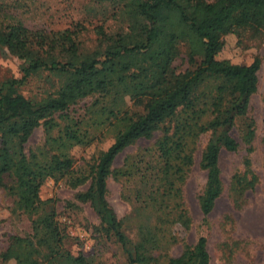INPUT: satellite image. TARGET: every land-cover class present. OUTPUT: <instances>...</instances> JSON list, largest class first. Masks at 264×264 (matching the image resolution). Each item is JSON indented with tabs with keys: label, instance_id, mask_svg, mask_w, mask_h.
<instances>
[{
	"label": "trees",
	"instance_id": "16d2710c",
	"mask_svg": "<svg viewBox=\"0 0 264 264\" xmlns=\"http://www.w3.org/2000/svg\"><path fill=\"white\" fill-rule=\"evenodd\" d=\"M98 1L116 8L114 13L125 22L127 33L109 34L104 25L95 27L98 49L90 54L80 49V38L86 31L82 25L46 35L15 22L0 32V46L23 65L22 80L47 70L60 83L54 95L38 103L17 93L13 85L4 91L0 88V186L5 176L13 178L15 184L9 191L15 195L18 208L36 218L33 235L12 237L2 259L15 264H91L81 254L74 257L65 249L55 201L39 198L47 178L66 179L76 189L91 177L88 189L76 199L90 205L99 218L101 232L120 245L128 264H210L204 236L193 245L184 243L176 257L164 248L177 243L171 235L173 227L190 228L182 188L203 135L209 134L199 163L206 172L205 187L198 198L204 222L223 192L220 154L236 152L240 146L231 135L237 121L242 126L240 137L246 155L244 171L234 174L230 182L234 209L241 210L246 193L257 187L250 158L255 122L249 108L257 92L261 59L256 56L250 65H241L220 57L230 35L248 42L262 39L264 0ZM179 42L188 44L192 61L195 57L201 61L194 70L175 75L171 65ZM57 55L65 61H58ZM126 97L141 108L140 114L129 116L121 110ZM88 98H94L93 109L99 108L89 110L86 116L98 111L107 115L99 122L91 119L93 127L114 121L116 129L113 143L97 155L89 176L78 177L72 175L70 152L92 140L82 129L85 117H71L69 112ZM40 127L43 146L26 154V144ZM156 134L154 149L160 168L143 208L153 223L140 222L137 241L132 244L107 201V179L128 177V170L112 168L115 159L139 141L153 140ZM261 143L264 147V130Z\"/></svg>",
	"mask_w": 264,
	"mask_h": 264
},
{
	"label": "rangeland",
	"instance_id": "374dc122",
	"mask_svg": "<svg viewBox=\"0 0 264 264\" xmlns=\"http://www.w3.org/2000/svg\"><path fill=\"white\" fill-rule=\"evenodd\" d=\"M115 10L110 3H99L98 0H0V32L15 22L21 23L30 31H41L46 35L74 30L77 25H82L86 31L80 38V49L83 54H90L98 49L95 27L104 25L109 34L127 33L125 22L114 13ZM177 51L178 55L171 65V72L175 75L192 71L199 65L201 58L195 57L192 61L186 42H179ZM256 56L260 57L261 66L257 92L250 99L249 111L255 122V139L252 144L254 151L250 158L252 170L258 178L257 187L246 193L245 205L241 210L234 209L230 198V182L234 174L244 171L243 159L246 155V147L240 137L242 126L237 121L231 135L240 146L236 152L222 151L220 154L223 192L204 222L198 198L205 187L206 172L200 168L199 163L209 134L203 135L197 143L194 165L182 188L183 204L191 225L189 229L179 226L171 229V235L176 238L177 243L164 248L169 256L180 255L184 243L193 245L200 236H204L207 239L210 264H264V147L261 143L264 130V36L254 42L236 35L226 37L220 59L232 64L250 65ZM57 59L65 61L61 55H57ZM22 68L21 62L5 47L0 46V88L3 91L13 85L17 93L33 103L58 91L60 83L55 74L40 70L22 80ZM93 101L94 98L82 100L71 107L69 112L71 117H85L82 129L88 132V139L92 140L87 146H76L71 150L73 176H89L97 155L106 151L113 143L116 129L114 121L103 127H93L91 119L99 122L101 119L105 120L107 115H101V111H98L86 116L89 110L92 112L99 108L93 109ZM120 106L129 116L141 113V108L134 106L127 97ZM157 137L158 134L151 141L141 140L117 156L112 168L128 170V177L107 179V201L132 244L137 241L140 222L149 220L153 223V219L143 212V208L147 194L152 189L155 172L160 168V160L154 149ZM44 140L43 129L37 128L25 146L26 154L42 147ZM87 178L89 180L76 189L71 188L66 179L55 181L47 178L40 188L39 198L42 201H55L56 220L64 234V247L70 255L77 257L81 254L91 264H128L120 245L101 232L99 218L90 205L76 199L79 193L88 189L91 177ZM14 184L13 178L5 176L3 185L0 186V264H15L13 260L3 261L2 255L9 247L12 237L28 238L33 235L32 222L36 219L18 208L15 195L9 191Z\"/></svg>",
	"mask_w": 264,
	"mask_h": 264
}]
</instances>
